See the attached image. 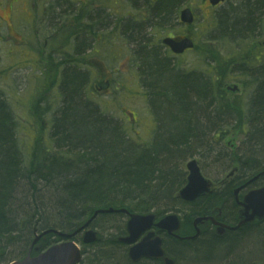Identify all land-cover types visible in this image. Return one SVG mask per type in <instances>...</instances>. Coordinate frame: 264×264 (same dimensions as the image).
<instances>
[{
	"label": "trees",
	"instance_id": "16d2710c",
	"mask_svg": "<svg viewBox=\"0 0 264 264\" xmlns=\"http://www.w3.org/2000/svg\"><path fill=\"white\" fill-rule=\"evenodd\" d=\"M174 2L158 0L152 9L154 19L167 21ZM242 6L240 11L241 6L231 14L223 12L217 16L219 30L223 31L221 38L225 39L222 42H229L234 36L239 38L238 43L246 42L259 34L264 0ZM256 14L259 18L255 17ZM139 30L132 29L134 33L130 32L129 37L140 46L143 36ZM256 42H252L253 46ZM195 48L199 49V46ZM143 49L142 52L135 51L134 58L156 119V130L148 144L131 139L114 119L107 117L93 100L86 98V81L81 68L90 66L83 64L82 53H75L70 61L72 56L60 51L62 57L58 63L54 58L44 67L41 93L51 89L54 103L49 104L55 105L58 101L59 111L49 121V137L44 139L43 134L35 137L28 157L16 137L17 123L13 111L0 91V254L3 252L2 241L13 240V243H21L24 255L35 234L33 228L26 229L32 221L37 233L47 229L69 232L81 225L96 207L112 205L130 211H147L159 201L171 199L174 204L179 202L174 193L184 182V173L178 166L201 152L213 153L214 158L220 156L223 150L214 148L228 135V132H222V127L230 124L227 115H234L235 108H238L239 115L241 109L245 110L236 103L231 104L223 94V87L233 74L246 78L247 71H250L249 81H241V84L244 87L250 85L254 90L255 97L251 96L247 111H252V116L257 118L253 125L252 117H239L242 120L239 126L248 127L245 133L237 129L234 134L244 133L245 141L250 142L248 150L251 154L247 162L234 154L235 159L228 165L238 163L242 176V172L248 169H254L250 171L253 172L264 168V59L253 54L249 60L252 64L236 66L238 62L210 51L209 57L217 66L212 67L211 75L205 78V74L199 71L184 72L166 61L165 55L159 56L157 49L146 45ZM47 58L52 59L50 55ZM38 64L41 67V63ZM254 69L260 71L259 76L251 73ZM215 74L219 80L217 85L211 79ZM216 86L218 90H215ZM43 97L37 94L32 104L34 109L40 106ZM39 121L41 124L42 120ZM195 145L200 151L194 148ZM99 217L111 219L113 223L121 222L120 214ZM258 229L250 226L225 238L204 236L182 246H172L170 250L174 254L181 252L180 259L186 264H235V261L237 264H251L246 259L251 256L241 255L239 247L249 234H255L264 245ZM14 235L19 238L13 239ZM58 240L54 233H48L42 239L43 247ZM108 244L117 243L109 240ZM105 249L100 250L101 257L108 260L111 250ZM113 249L117 250V247ZM118 253L110 259L123 262L122 250Z\"/></svg>",
	"mask_w": 264,
	"mask_h": 264
},
{
	"label": "rangeland",
	"instance_id": "374dc122",
	"mask_svg": "<svg viewBox=\"0 0 264 264\" xmlns=\"http://www.w3.org/2000/svg\"><path fill=\"white\" fill-rule=\"evenodd\" d=\"M21 1L22 0H0L3 7L6 3V8H4L3 11H0V91L13 111L17 123L16 137L23 146L22 148L23 152L26 154L25 156L28 157L34 139L42 134L41 137L44 139L49 137L47 135V132L50 130L49 121L50 119L53 120L54 116L58 114L57 112L59 111L60 103L57 101L55 105L49 104V102L54 103L52 100L53 91L51 89L46 91L47 88H44V91L46 92L41 93V90L43 89L41 87L44 81L41 77V73L45 68L38 65L39 54L35 49V46L26 45L28 36L33 33V29L29 31L33 19L30 15L23 14L18 10V8H22ZM150 1H153L152 5L154 7L158 0ZM37 2L38 0H28V7L32 10L30 11V14L36 11ZM108 2H112V0H108ZM147 2L148 0H118L116 2L121 5L122 12L135 13L139 22L144 24L141 28V25H138L140 28L139 33H145L148 37V41L139 47V52L144 51L143 48H145V45L147 48L157 49L159 56L165 55L166 61L174 63L176 67L182 68L184 71H191L194 69L203 72L206 71L207 68L211 69L212 67H216L217 63H214L209 57L210 51L216 55H221V57L226 56L225 58L230 61L234 60L233 62H238L236 66L252 64L249 60L253 54L258 55L260 59H264V46L259 44L260 41L264 39V16L261 17L260 24L262 28L259 29L257 37L252 36V38L250 37V41L246 40V42L241 43H238L239 38L237 36L231 38L229 42H222L225 40L224 38H221L223 31L219 30L218 26L220 23H217V16L219 14H222L223 12H229L231 14L241 6L238 9V11H240L243 9L242 5L256 2V0H226L224 3L215 7V9L211 8L209 3L204 2L203 0H175L174 6H172L174 8H172L173 10L166 25L161 23L158 19H154V11L149 13V15L152 13V21L146 19ZM111 6L113 7V4H111ZM184 7H190L194 12L195 19L191 26L184 25L179 21V11ZM11 10L12 13L9 17L8 13L11 12ZM38 10L39 8H37V11ZM141 15L142 18H138V16ZM6 16L11 19V25L13 27L12 31L11 29L8 30L9 20L6 19ZM255 17H258L257 14ZM41 21L42 20L40 19L39 22ZM113 21H116V19H113ZM113 21L107 19V27H110ZM209 22L215 24L213 30L205 28ZM149 27H151L150 30L148 29ZM153 30H157L159 41L163 37H168V35H190L194 38V42L196 43V46H199V49L195 48L190 51L188 50L183 52L182 55H176V57L166 51L168 54L166 55L164 48L160 43L158 46L150 47V44H157V38L153 40V35L151 34ZM109 31H111L110 28L107 29V32ZM119 42L121 41L116 40L111 43L109 42L110 44L107 49L100 53L87 51L91 61L95 63V65H91L90 68H81L83 69L82 72L84 74V80L86 81V98L93 100L103 114L114 119L131 139L141 144H148L153 138L156 130L155 114L141 82V71L139 70L136 57L134 58L135 60H133L135 52H131L130 50L134 42L130 41L131 43H126L123 41L121 42L123 43V46H120ZM252 42H256L257 45L253 46ZM248 48L249 50H247ZM254 62L257 61L255 60ZM262 63H264V61H262ZM70 68L75 70L74 67ZM216 72H218L217 69ZM207 77H209L208 74H205V78ZM217 77L216 74L213 76L215 81L214 85H217V82L219 83ZM103 78L110 82L109 87L107 89L94 88V82ZM241 81L248 82L249 78H243V76L233 74L230 76V81H227L228 83L223 87L225 90V93L223 91V94H225L230 103H236L245 109L244 111L241 109L240 115L238 108L234 109V115H227L230 124L228 127L223 126L222 132L223 134L228 132V135H225V141H219L220 144H217L214 148L217 151L222 149L223 153L217 158L213 157V153L208 155L207 152H201V155L197 154L194 156L199 161L203 175L210 179L215 177L220 178L222 174L229 170L233 162L229 165L228 163L230 160L235 159L234 154L242 156V160L246 162L248 157H250L249 154H251L250 150H248L250 142H248L249 140L245 141L244 133L246 131L239 126L242 122L239 117L241 116L242 119L252 117V124H255L257 117L252 116V111H247L251 95L253 98L255 96L252 87L250 85L244 87L241 84ZM228 85L230 87L236 85L238 87L237 92L233 93L228 89L226 90L225 87H228ZM215 90H218L217 86L215 87ZM39 93L44 96V99L40 103V106H38L37 109H34L32 104ZM47 99L50 101H47ZM207 108L210 109V107ZM231 115H233V118ZM40 119L42 120L41 124L39 121ZM41 126H43V128H41ZM237 129L244 133L239 132L234 134V131ZM221 136L224 137V135ZM194 148L197 151H200L198 145H195ZM187 161L188 160L183 161V163L178 166L183 170L184 178L187 174V170L184 169ZM262 170L264 171V168ZM239 177L243 178L242 174H240L238 178ZM183 184L184 182L180 184L176 190ZM181 205L182 204L179 202L174 204L171 202V199H169L159 201L157 205L154 204L152 207H155V209L162 207L169 210V212L179 213L177 211ZM183 209L186 208L183 207ZM119 224L121 223L119 222ZM119 224L118 222L113 223L111 219L101 217H98L97 221H94L93 227L99 231L98 235H101L102 242L89 247L80 264H121L120 260L114 259L109 261L104 257L102 258L100 251L101 249L104 250L107 248L108 251L111 250L109 252L111 256L114 255L115 257V255H119L118 251L121 247L117 244H108V241L113 240L112 237L117 235L120 231L121 227ZM256 227L259 228L258 231L261 232V236L264 238V222ZM29 228H33V232L37 230V227L33 225V221L26 226V229ZM106 237H108V239H106ZM248 237H252V239H247ZM248 237H244L243 242L240 244L239 249L241 255L244 257H247L248 255L251 256L250 258H246L251 264H263L264 245L260 243L259 238H257L255 234H249ZM16 238L19 237L14 235L13 239ZM43 238L44 237L37 241L35 245L39 243L42 244ZM56 242L57 241H54V243ZM2 244L3 246L1 247L3 252L0 254L1 264H8L12 260L23 257L22 252L24 251V248H22L21 243H13V240H3ZM113 247H117V250L113 249ZM245 254H247V256H245ZM259 256L261 257L258 258ZM107 257L110 258L109 256ZM180 260H182L179 261L180 264H186L184 259ZM231 260L234 261L233 259ZM234 263L237 264L236 261Z\"/></svg>",
	"mask_w": 264,
	"mask_h": 264
},
{
	"label": "flooded vegetation",
	"instance_id": "af4514ba",
	"mask_svg": "<svg viewBox=\"0 0 264 264\" xmlns=\"http://www.w3.org/2000/svg\"><path fill=\"white\" fill-rule=\"evenodd\" d=\"M117 1L118 0H112V2H108V0H38L36 11L30 14L32 10L28 7V0H22V8H18V10L23 14L30 15L33 19L32 26L29 30L31 31L33 29V33L28 36L26 45L35 46L39 54L38 58L41 67H46L49 62L52 63L54 58L58 63V59L62 57L59 53L60 51L68 52L72 56L70 61H73L75 53H82L83 64L88 67L95 65V63L91 61L87 51H93L95 53L105 51L112 41H116L120 37L123 38L124 34L129 37V33L133 32L132 29L135 30L139 28L136 25H141L140 28L144 26V24L139 22L135 13L122 12V7L120 4L116 3ZM203 1L208 3L207 0ZM111 4H113V7ZM152 4L153 1L151 2L150 0L146 3V19L148 21H152V13L149 15L153 9ZM0 8V11H3L4 8H6V3L4 7L0 3ZM37 8H39L38 11ZM11 13L12 10L8 13L9 17ZM9 17L6 16V19L9 20L8 30L11 29L12 31L13 27ZM138 18H142V15L138 16ZM40 19L42 20L41 22H39ZM107 19L112 21L116 19V21H113L112 25L107 27ZM160 22L166 25L168 20ZM108 28H110L111 31L107 32ZM148 29L150 30L151 27ZM140 34L146 36L145 33ZM151 34L153 35V40L157 38V44L150 45L158 46L159 38L157 30H153ZM184 36L185 35L179 34L168 35V37L176 39H181ZM144 41H148L147 36L144 37ZM137 45V42L136 44L134 43L133 48ZM48 55H50L52 59L47 58ZM79 64L81 63L79 62ZM83 64L82 67H84ZM73 65L74 64L70 66ZM237 176L238 174L236 173L233 178L223 182L224 184H222L219 189L217 188L214 195L210 198L211 200H207L208 203H206L207 197H198L190 202L182 203L177 211L179 212L178 214L181 220V228L180 231L177 232V235L168 234L166 231H158L153 226L150 228L151 231H157L161 238L162 248L165 250L166 254L174 260V264H180L179 261H182L180 260L182 253H171L170 249L173 248L172 246H182L187 242L202 239L204 236L225 238L230 234L241 232L250 226H259L262 223L249 221L237 226L239 211L242 208L241 202L245 194L252 188L258 187L255 185V182L250 183L242 181L240 183ZM242 183H246L245 186L235 193V188ZM183 207L186 209H183ZM164 214L165 212L159 211L156 214L154 222L158 221ZM120 216L127 218L125 213ZM199 217H207L208 219L201 220L204 223V225H201V233L200 235L198 234V237H194V221ZM122 225V229L118 233L119 237L127 233L125 224ZM147 231L149 230L142 232L137 238V241L141 240ZM116 243L121 247L125 257L121 264H126V262H130L131 264H164L161 258H149L148 256H141L136 260H130L127 254L130 245L121 242ZM88 249L89 247L87 251Z\"/></svg>",
	"mask_w": 264,
	"mask_h": 264
},
{
	"label": "water",
	"instance_id": "95a60500",
	"mask_svg": "<svg viewBox=\"0 0 264 264\" xmlns=\"http://www.w3.org/2000/svg\"><path fill=\"white\" fill-rule=\"evenodd\" d=\"M210 4L215 6L224 0H209ZM181 21L191 23L193 20L192 13L189 8L183 9L180 12ZM174 53H181L187 48H191L193 43L189 38H183L176 41L172 38H165L163 40ZM264 45V39L262 41ZM108 82H98L97 87L99 89H106ZM238 87L236 85L231 87L232 91H236ZM188 174L186 177L185 185L177 192L176 196L184 200H193L198 196L205 195L212 191L213 182L202 176L196 159H192L186 163ZM237 170L236 167L231 169L228 175L220 182L222 183L226 178L233 175ZM236 188L235 193L239 188ZM243 208L239 211V225L249 222L264 220V185L249 191L241 202ZM114 212H126L128 214V220L126 223L127 234L119 238V241L131 244L138 236L146 229L155 226L160 230H167L168 233H174L180 227L179 218L176 214H167L163 216L158 222L153 223L154 213H130L124 208L115 209L113 207L97 208L93 211L91 216L72 233H63L56 230H46L38 235H35L31 240L30 247L26 254L18 259L10 262L9 264H78L81 260L83 248H79L78 245L69 240L77 233L84 230L83 243H91L97 240V234L92 229H86L98 214L114 213ZM55 232L61 237H65L68 240L60 242L58 244L51 245L42 250L43 246L39 243L35 245L41 237L49 232ZM199 231L197 232V234ZM128 255L131 259L136 260L141 256H154L155 258H162L166 264H173V261L164 255V251L161 248V239L155 231L148 232L139 243L131 246L128 251Z\"/></svg>",
	"mask_w": 264,
	"mask_h": 264
},
{
	"label": "bare ground",
	"instance_id": "6f19581e",
	"mask_svg": "<svg viewBox=\"0 0 264 264\" xmlns=\"http://www.w3.org/2000/svg\"><path fill=\"white\" fill-rule=\"evenodd\" d=\"M248 73H247V75H246V78H249V77H251V75H250V71H247ZM255 77H257V76H259L260 75V71H258L257 69H254V71L253 72H251ZM252 96V95H251ZM257 169V168H256ZM252 170H254V169H252ZM252 170H247L246 172H244V174H243V178H244V181H246V182H250V183H253V182H255L256 184L255 185H257L258 187H261V186H263L264 185V171L262 170V169H260V170H257V171H253V172H250V171H252ZM176 190V189H175ZM176 192V191H175ZM144 198H146V199H148V197L147 196H144ZM211 200V199H210ZM206 203H208V201L206 202ZM153 208H155V207H153ZM121 224H119V225H121V226H123L122 224H126L127 223V218H125L124 216L123 217H121V222H120ZM72 231H74V230H72ZM72 231H66V232H63V233H70V232H72ZM60 232H62V231H60ZM112 239L115 241V242H117L116 240L117 239H119V235L117 234V235H114L113 237H112ZM31 244V241H30V243H29V245ZM109 261L111 260L110 258L108 259ZM263 262V261H262ZM263 264H264V262H263Z\"/></svg>",
	"mask_w": 264,
	"mask_h": 264
}]
</instances>
